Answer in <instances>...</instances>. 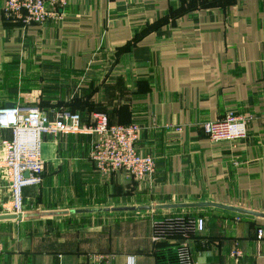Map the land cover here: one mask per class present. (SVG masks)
<instances>
[{"label": "crops", "instance_id": "crops-1", "mask_svg": "<svg viewBox=\"0 0 264 264\" xmlns=\"http://www.w3.org/2000/svg\"><path fill=\"white\" fill-rule=\"evenodd\" d=\"M3 5L0 108L138 124L136 148L155 171L102 174L91 136H44L42 182L22 190V216H34L0 221L21 230L0 244V264H179L184 243L193 264H264V0H69L42 26L6 20ZM227 114L248 119L247 138L212 144L201 126ZM9 200L0 170V215ZM191 203L259 216L154 208ZM57 212L67 213L39 215ZM198 217L202 234L189 223ZM50 219L64 221V237L49 248L25 236L27 222Z\"/></svg>", "mask_w": 264, "mask_h": 264}, {"label": "built area", "instance_id": "built-area-1", "mask_svg": "<svg viewBox=\"0 0 264 264\" xmlns=\"http://www.w3.org/2000/svg\"><path fill=\"white\" fill-rule=\"evenodd\" d=\"M3 16L8 21H21L25 26H42L61 15L69 0H3ZM248 119L227 114L204 123L201 128L212 144H236L247 138ZM0 130L11 132V140L0 142V170L6 174L10 188V200L5 204L6 214L17 217L24 214L22 190L38 186L42 182L44 161L42 144L44 136L84 134L92 137L90 160L102 174L124 172L132 180L149 178L155 171L152 156L138 153L136 144L141 127L138 124H111L105 114H91L89 124H81L77 113L60 112L55 120L48 117L37 106L0 108ZM177 132L180 129H176ZM182 221V220H180ZM195 232L202 234L204 218L189 221ZM233 256H240L233 252ZM179 264H193L186 243L177 250ZM97 256L89 257L85 264H101Z\"/></svg>", "mask_w": 264, "mask_h": 264}, {"label": "rangeland", "instance_id": "rangeland-1", "mask_svg": "<svg viewBox=\"0 0 264 264\" xmlns=\"http://www.w3.org/2000/svg\"><path fill=\"white\" fill-rule=\"evenodd\" d=\"M62 222L63 220H40V221H30L27 223H30L32 225L29 230L26 231L25 236L30 237L32 239H35L36 241H40L42 243L49 242L50 244H53V239L55 237L57 238H62L64 237L62 230H63V225ZM13 227L10 225H7V228L3 225H1L0 229V244H2L6 239L15 237L17 232L21 230L19 229L18 231L16 230V224L13 223ZM16 238V237H15ZM50 246L45 243V248H49ZM42 248V247H41Z\"/></svg>", "mask_w": 264, "mask_h": 264}, {"label": "water", "instance_id": "water-1", "mask_svg": "<svg viewBox=\"0 0 264 264\" xmlns=\"http://www.w3.org/2000/svg\"><path fill=\"white\" fill-rule=\"evenodd\" d=\"M7 107H12V106H7ZM203 207H213V208H218V209H223V210H230L236 213H240V214H249V215H255V216H259L258 214H252L251 212H247L244 211L242 209H237V208H229L226 206H222V205H217V204H199V203H191V204H171V205H164V206H159V207H154L157 209H161V210H168V209H187V208H203ZM138 210H149L151 209V207H143V208H137ZM121 210H134L132 208H125V209H121ZM67 212H57V213H43V214H39L40 216H51V215H61V214H65ZM34 215H23L20 218H30L33 217ZM17 216L15 215H9V214H5V215H0V221H12V220H16Z\"/></svg>", "mask_w": 264, "mask_h": 264}, {"label": "trees", "instance_id": "trees-1", "mask_svg": "<svg viewBox=\"0 0 264 264\" xmlns=\"http://www.w3.org/2000/svg\"><path fill=\"white\" fill-rule=\"evenodd\" d=\"M36 106V105H35ZM41 111H42V109L39 107V106H37ZM43 112V111H42ZM65 112V111H64ZM67 112H70V111H67ZM70 113H72V112H70Z\"/></svg>", "mask_w": 264, "mask_h": 264}]
</instances>
